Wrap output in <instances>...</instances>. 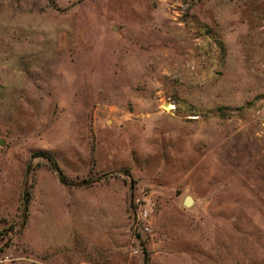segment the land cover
I'll return each instance as SVG.
<instances>
[{
	"label": "rangeland",
	"instance_id": "1",
	"mask_svg": "<svg viewBox=\"0 0 264 264\" xmlns=\"http://www.w3.org/2000/svg\"><path fill=\"white\" fill-rule=\"evenodd\" d=\"M0 264H264V0H0Z\"/></svg>",
	"mask_w": 264,
	"mask_h": 264
},
{
	"label": "trees",
	"instance_id": "2",
	"mask_svg": "<svg viewBox=\"0 0 264 264\" xmlns=\"http://www.w3.org/2000/svg\"><path fill=\"white\" fill-rule=\"evenodd\" d=\"M52 170L57 172L59 174V176L61 175L60 170L58 169V167L56 166V164L52 163ZM60 183L64 184V180L62 177H60ZM30 201V195L26 192L23 196V209L24 211L27 212V208H28V204Z\"/></svg>",
	"mask_w": 264,
	"mask_h": 264
},
{
	"label": "water",
	"instance_id": "3",
	"mask_svg": "<svg viewBox=\"0 0 264 264\" xmlns=\"http://www.w3.org/2000/svg\"><path fill=\"white\" fill-rule=\"evenodd\" d=\"M183 204H184L185 207H189V206L192 204V201H191L190 198L187 197V198L184 200Z\"/></svg>",
	"mask_w": 264,
	"mask_h": 264
},
{
	"label": "built area",
	"instance_id": "4",
	"mask_svg": "<svg viewBox=\"0 0 264 264\" xmlns=\"http://www.w3.org/2000/svg\"><path fill=\"white\" fill-rule=\"evenodd\" d=\"M139 216H141L142 218H146L147 213L145 211H139Z\"/></svg>",
	"mask_w": 264,
	"mask_h": 264
}]
</instances>
